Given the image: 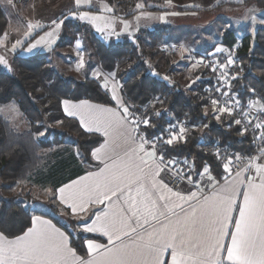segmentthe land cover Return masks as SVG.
<instances>
[{
	"label": "snow or ice",
	"instance_id": "obj_1",
	"mask_svg": "<svg viewBox=\"0 0 264 264\" xmlns=\"http://www.w3.org/2000/svg\"><path fill=\"white\" fill-rule=\"evenodd\" d=\"M81 3L91 4L92 0H75L76 5ZM143 6L137 4L138 9ZM104 10L112 11L107 5ZM71 15L76 16L77 13ZM79 17L90 19L98 27V22L106 19L88 12L79 13ZM251 19L256 22L255 16ZM51 23L59 29L63 21L58 23L53 20ZM124 23L127 28L128 22ZM34 27H40L39 23H29V32L25 35H30ZM99 30L103 32L104 28ZM54 31L47 33V37L52 38ZM43 42L45 37L41 36L30 44L29 50ZM47 42L51 44L53 41L48 39ZM21 43L17 40L13 50ZM222 50L225 49H217ZM0 63H7L3 56H0ZM227 63H234L231 56ZM220 67L226 65L221 64ZM104 86L107 87V82ZM63 103L68 116H79L88 132L102 133L105 139L100 147L92 151L103 167L60 187L57 190L60 201L74 214L77 211L86 212L94 203L111 202L113 197L122 200L125 207L117 204L115 212L96 214L91 224L84 225L85 231L101 232L108 238L107 245L91 240L86 242L88 259L76 255L75 249L69 246L68 235L55 228L51 221L33 217V226L21 235L9 238L0 233V264H264V162H256L264 159V147L259 149L258 157H249L246 167L235 172L236 178L231 183L225 179L221 188L223 195L213 192L201 198L195 191L182 195L171 188L164 194L157 188L155 177L164 170L161 164L167 167L176 161L165 162L163 153L158 154L155 142L140 132L141 124L151 126L147 118L135 117L122 100H117L119 109L85 101L72 104L70 110V101ZM239 103L235 101L236 105ZM257 103L249 101L250 105ZM215 110L229 115L233 112L227 106ZM260 110L264 111V104H260ZM234 123L241 124V120H234ZM260 129H264V124L257 123L254 132ZM184 131L181 127L180 132ZM246 131L247 128L242 129V134ZM37 135L43 136L44 133ZM177 138V134L172 132L171 138L164 143L171 145ZM260 139L264 141V131ZM227 159L224 168L231 171V158ZM249 168L255 169V176H249L246 181L240 179L242 172H247ZM203 171L207 174L209 168L205 166ZM177 178H181L179 171ZM212 179L209 178V183ZM189 182L192 181L189 179ZM241 185H245L242 193ZM164 187L167 188V185ZM240 196L242 203L237 207L236 201ZM233 212H238V218L233 219ZM152 222L161 223L160 229L152 227ZM145 226L152 227V230L147 231ZM229 226L234 230L229 232Z\"/></svg>",
	"mask_w": 264,
	"mask_h": 264
},
{
	"label": "trees",
	"instance_id": "obj_2",
	"mask_svg": "<svg viewBox=\"0 0 264 264\" xmlns=\"http://www.w3.org/2000/svg\"><path fill=\"white\" fill-rule=\"evenodd\" d=\"M116 1L124 16L136 12V8L133 9L137 5L136 0ZM255 2L258 7L264 8V0ZM8 25V16L0 5V35ZM65 26L78 33L87 27L73 19L66 20ZM152 35L156 45L162 34L154 32ZM90 37L95 45L98 64L104 71L111 73L121 62L129 63L130 72L121 83V91L125 105L135 117L140 116L141 108L159 99L154 108L140 117L147 118L151 125L140 127L147 138L166 134V128L175 121L186 120L193 126L185 138L171 145L164 141L157 144L158 151L164 157L186 156L194 162L195 178L208 166L213 175L220 179L224 174L223 164L210 145L199 142L201 138L211 143L218 141L229 150L246 154L254 152L251 136L242 134L241 128L233 124L231 117L220 115V119L215 120L206 112V107L214 101L207 90V86L213 82L211 77L215 76L211 67L203 66L197 78H192L191 84L184 87L179 82L165 79L151 65L148 59H153L156 52H144L130 40L107 43L96 30ZM222 43L233 52L237 65L232 92L239 95L242 103L254 95L264 102V25L259 26L254 35H245L240 42L234 30H227ZM14 62L16 72L0 71V183L4 187L34 183L57 188L86 170L78 165L77 158L72 154L65 156L64 153H57L51 157L48 153L65 144L67 139H72L81 151L83 161L94 165L92 150L104 140L100 134L87 132L76 118L65 114L62 101L86 99L112 106L115 103L99 79L87 77L78 80L63 76L45 56L17 55ZM8 104L18 107L28 125L27 130L15 128L11 120L3 115L1 108ZM41 132H44L43 137L37 135ZM24 200H32V196L0 195V232L10 238L21 235L32 224L34 211L25 206ZM50 207L55 213L60 209L56 204ZM54 221L67 230L76 251L86 256L85 240L95 236L79 232L77 222L70 217L66 222Z\"/></svg>",
	"mask_w": 264,
	"mask_h": 264
},
{
	"label": "rangeland",
	"instance_id": "obj_3",
	"mask_svg": "<svg viewBox=\"0 0 264 264\" xmlns=\"http://www.w3.org/2000/svg\"><path fill=\"white\" fill-rule=\"evenodd\" d=\"M37 1L38 0H11V2H9V0H0V5H4V8L10 13L11 19L15 22L16 19H20L19 22L25 25L23 29L24 32H29V23H39L40 25V27L32 28L30 35H25L23 46L19 49L17 55L22 57H47L46 53L55 46L47 42L48 37L46 34L56 30L57 33H60L57 34V36L60 37L57 40L59 46L54 49L53 53L49 54V57L51 58L49 60L50 64L63 76L72 77L78 80H84L85 78L90 77L91 72L94 70L96 71L94 73L100 77L97 78L103 82L104 85L105 82H113L121 86L122 81H124L129 75V63L126 61L121 62L117 69L111 73L104 71L98 64L95 45L91 42L90 35L94 30H96L107 43H118L120 40L126 39L133 41L144 52L149 50L153 53L156 52L157 55L155 54L153 59H148L151 65L157 69L165 79L171 82H179L184 87H187L191 84L190 80L192 78H197L199 71L207 66L208 63L213 62L218 65L224 64L227 66L229 56H231L232 60L234 59L233 52L226 49L222 43V37L227 31V28L228 30H235L240 42L245 35L250 33L249 31H251L250 29H253L254 25H264V23L261 22L264 21V8L256 6L255 0L252 1L253 4H255L252 8L230 4L225 7L224 5L218 6L216 10L211 7H203L202 9H197V12L194 13L183 12V14L178 15L173 13V10L175 9L168 6H165L167 7L166 9H169L167 12L160 10L155 13L154 10L147 9L150 7L149 5L152 0H136L137 4L144 5V3H146V6L144 5L143 8L138 9L136 5L133 9L136 8L137 11L130 16H124V13L118 8L116 0H92L91 4L81 3L80 5H76L75 0H42L40 1V6L35 3ZM187 1L189 0H185L184 2L187 3ZM191 3H195L196 6L202 7L200 0H193ZM163 4V2H159L158 5L163 8ZM3 5L1 6L3 7ZM105 5L112 9L109 14H106V11L104 10ZM73 12L77 13V15L72 16L71 13ZM82 12H88L93 15L99 14L106 19L104 21H99L98 27L97 23H93L90 19H80L79 13ZM141 13H143V15ZM225 13L235 14V19L245 18V21L242 23L238 20H232L229 17H225ZM252 16H255L256 18L255 23H253L251 19ZM54 19H56L58 23V19L63 21L59 29H55V26L51 23ZM68 19L78 21L80 24H86L87 27L83 32L78 33L76 30L65 26V21ZM41 20L45 22L46 27ZM125 21L128 22L127 28H125ZM107 24H111L112 26H106ZM43 26L45 28H43ZM100 27L104 28L103 32L99 30ZM39 28L42 29V31H40ZM23 30L18 34V37L22 36ZM16 31L17 29L13 30L14 37L17 36L15 34L17 33ZM154 32H161L162 34L156 45L153 43L152 34ZM35 33H38L36 35V37L38 36L37 39L30 41V39H32L31 35L33 36ZM10 36H12V34ZM39 36L45 37V42L40 43L36 48L29 50L30 44L35 43V41L39 39ZM218 48L225 50H222V53H217L221 54L219 56L217 54L211 55L214 54ZM15 52L4 56L7 63H0V71L9 73L17 71L14 62ZM81 60L83 61L82 65ZM113 73L114 75H112ZM157 103H159V99H155L148 106L141 108V113L138 114L140 116L137 118L143 117L142 114L149 109L154 108ZM215 109H217L216 104L212 102L211 105L206 107V112H209L215 120H219L220 116ZM1 110L3 115L11 120L15 128L19 130L28 129V125L24 121L23 115L16 105L8 104L2 106ZM217 117H219V119H217ZM141 126L145 125L141 124ZM165 131L167 132V130ZM176 134L178 138L174 142L185 138L187 135L186 133L183 135L179 133ZM161 135H163V139L166 140L171 138V135L167 138H165L166 134ZM57 153H64L65 156L73 154L80 159L81 157L83 158L81 151L78 146L73 143L72 139H67L65 144L56 147L54 151L49 152L48 155L52 157V155ZM171 158V160H173V157ZM175 161L177 162V160ZM203 170L204 168L201 170L200 176H197L196 178L194 177L196 181L203 183L204 179L213 175L210 168L207 174H204ZM193 182L194 180L192 179L191 183ZM191 183L188 182L186 184ZM46 188L47 187L45 186L34 183L30 185H27V183H19L15 186L8 187H4L0 183V195H9L15 192L22 195L24 193L30 194L32 200H24V202L26 201V204L29 205L30 209L41 211L49 209V211L53 212L46 205L55 204L51 199L53 193ZM61 211L62 209H58V212L53 213L59 214ZM62 213L68 216L66 212L64 213L62 211Z\"/></svg>",
	"mask_w": 264,
	"mask_h": 264
},
{
	"label": "crops",
	"instance_id": "obj_4",
	"mask_svg": "<svg viewBox=\"0 0 264 264\" xmlns=\"http://www.w3.org/2000/svg\"><path fill=\"white\" fill-rule=\"evenodd\" d=\"M40 1H42V0H38L35 3L38 4V6H40V3H41ZM184 1L185 0H171V2L169 3L168 0H152L150 2V5H149L150 7H148L147 9L154 10L155 13L157 11H160V10L164 11V12H167L169 9H166L167 7H165V6H168V7H172L173 9H175V10L172 9L173 13L178 15V14H183V12H185V13H190V12L194 13V12H197V9H202L203 7H205V8L211 7V8L216 10V8L218 6H221V5H224V7H225V6H229L230 4H234V5H240L241 7H250V8H252L255 5L252 2L254 0H222V1H220V0H200V4H201L202 7H198L197 8L196 6L194 7L195 3H191V1H193V0H189V1H187V3H185ZM159 2H163L164 3L163 4L164 5L163 8H161L160 5H158ZM145 4L146 3H144V5ZM1 5H3V4H1ZM3 8H4V5H3ZM187 10H189V11H187ZM5 12L7 13V16H8L9 25H8L7 30L2 35H0V41H2V43H0V56L4 57L5 55H7L9 53H14L15 51L16 52H15L14 55L17 56V53H18L19 49L22 48V46H23V42H24V38H25V34L24 33H26L27 31L24 32L23 29H24L25 25L23 23H22L23 24L22 25L19 22L20 19L17 20L15 18L16 19V22H15V21H13L11 19L10 13L6 9H5ZM109 13L110 12L106 11V14H109ZM224 16L225 17H229L232 20L241 21L242 23L245 21V18L235 19L236 15L232 14V13H225ZM54 20L56 21V19H54ZM58 20H59V22L62 21L61 19H58ZM41 22H43V24L45 26V22L43 20H41ZM15 23H16V25H15ZM44 26H43V28L46 27V26L45 27ZM259 26H261V25H257V24L254 25L253 29H250L251 31H249L250 32L249 34L254 35L255 32H256V29ZM15 29H17V31H16L17 33H15L17 36L14 37L13 36L14 35L13 34L14 33L13 30H15ZM22 30H23L22 36L18 37L19 36L18 34H20ZM226 30H228V28ZM40 31H42V29H40ZM234 32H235V30H234ZM5 33L7 34L6 36H5ZM11 34H12L13 37L10 36ZM37 34L35 33V35H33V36L31 35L32 39H30V41L33 40V39H37V37H38V36L36 37ZM44 34H45V32H44ZM57 34H60V33H57V31L55 30L54 31V36L52 38H47V41H48V39H52L53 42L51 44H53V46H55V47H52V49L49 52L46 53L49 60L51 59L49 57L50 56L49 54L53 53L54 49H56L59 46V42H57V40L60 37L57 36ZM99 36L102 38V36L100 34H99ZM8 37H9V39H8ZM10 37H11V39H10ZM39 38H40V36H39ZM17 40L22 41V43L16 46V50L15 51H12L13 50V45L16 43ZM123 40H126V39H123ZM26 43H28V42H26ZM11 59H12V57H11ZM11 59H10V61H11ZM94 72H96V71L93 70L91 72L90 77L98 79L97 77H99V76H97V74H95ZM107 85L108 86L106 88L109 90L110 95H111V97H112V99H113V101L115 103L113 106L112 105H105V104L93 102V101L86 100V99H81V100L64 99L63 101H65V100L70 101V105H69V109L70 110H71V105L72 104H77L78 105L81 102H85V101L88 104L102 105L104 107L113 108V109H119V105L117 103V100H122L124 105H125V100H124V97H123V94H122V91H121V86L116 84V83H113V82H111V83L107 82ZM113 91H115V98L113 97ZM63 101H62V108H63V111L65 112V105H64ZM65 114H67V113L65 112ZM70 117L76 118L79 121V123L81 124L79 116H70ZM81 126H82V128L84 130H86V128L82 124H81ZM91 133H97V132H91ZM97 134H100L105 139V137L102 135V133H97ZM142 134H144V133H142ZM103 142H104V140L98 146H96L94 149L100 147L103 144ZM157 152H158V150H157ZM158 154H159V152H158ZM121 155H122V153H121ZM74 157L77 158L78 165H81V167H83L86 171L84 173L79 174V175L75 176L74 178H71L68 181L62 183L57 188H54L52 186H46L47 187L46 189L51 190L52 193H53L51 199L55 202L56 205H58L60 207V209H62V211L64 213L66 212V214H68V216L64 215L62 213V211L59 214H55V213L49 211V209L48 210L45 209L44 211L34 209L33 210L34 211L33 212V217H41L43 220L51 221V224L53 226H55V228L59 229L61 232H64L66 235H68V237H69V246L72 247L73 249H75V248L71 244V238H70L69 233L67 232V230H65L63 227H61L59 224H57L54 221V219L59 220L60 222H65L67 220V218L70 216L74 221L77 222V226L79 228V232H83L86 235L95 236V237H92V238H87L85 240V248H86V250H87L86 242L89 241V240L93 241L94 243L107 245L108 244L107 236H105L101 232H92V233L87 232V231L84 230V225L85 224H91L92 221L95 219V215L96 214L103 215V213L105 211L115 212L117 210V204H119L120 207H125V205L123 204L122 200L118 201L117 197H113L111 202L105 201L103 204L94 203V204H92V205H90L88 207L86 212L81 213V212L77 211L74 214L71 211V209L66 204L62 203L60 201V199H59V193L57 191L60 187H62L64 185H67V184H70L71 181L79 180L80 177L86 176L88 172H96V171L99 170V168L103 167V163H101L100 161L96 160V158L93 155H92V159H93V162H95L94 165L87 164L86 162L83 161L82 157H81V159L78 158L76 155H74ZM157 162H159V161H157ZM256 162H264V159H259ZM108 163L111 164V161L109 160ZM160 167H161V169H164V165L163 164H161ZM153 171H155V168H153ZM249 176H255V169L254 168H249V170L247 172H242L240 179L246 181ZM209 178H214V179L211 180V183H209ZM235 178H236L235 177V173L230 175V176H227V177H223L222 176L220 179L216 178L213 175H211V176H208L207 179H204L203 183L200 182V181H196V179H194L193 183L185 184L180 189L175 190V189H173V188H171L169 186V184L167 183L166 179L164 178V170L160 172L159 176L155 177V179L157 181V188L161 192H163L164 194H167V189L171 188L173 191L180 192L182 195H187L189 193V191H195V192H197V196L201 197V198H202V196L210 195L213 192H220L221 195H223V193L221 192V188L225 185V179H227L228 182L231 183ZM151 179H152V177L150 175L149 178H148L149 185L151 183ZM160 181H162L163 183L161 184ZM23 184H25V183H23ZM27 185H30V183H27ZM164 185H167V188H165ZM244 190H245V185H241L240 186L241 193ZM15 194H20V193H18V192L11 193V195H15ZM24 194H26V193H24ZM181 203H183V202H181ZM236 203H237V207L242 203V196L237 198ZM24 204H25V206L29 207V205L26 204V201L24 202ZM46 205L51 210V207H50L51 205H49V204H46ZM185 207H187V205H185ZM232 216H233V219L238 218V212H233ZM32 226L33 225L31 224L30 227H32ZM145 227H146L147 231H151L152 227H155L156 229H160L161 223L152 222V227H150V226H145ZM233 230L234 229L231 226H229L228 231L231 232ZM0 233H2V232H0ZM116 243L118 244L119 242L116 241ZM108 246L111 247L112 245H108ZM75 252H76V255H78L80 257H83L84 259H88L89 258L88 250H87V255L86 256H81L76 251V249H75Z\"/></svg>",
	"mask_w": 264,
	"mask_h": 264
},
{
	"label": "built area",
	"instance_id": "obj_5",
	"mask_svg": "<svg viewBox=\"0 0 264 264\" xmlns=\"http://www.w3.org/2000/svg\"><path fill=\"white\" fill-rule=\"evenodd\" d=\"M215 54L222 53V51H215ZM234 63L227 64L226 67L221 68L220 65L217 63L210 62L207 65L211 67L212 71L215 72V76L211 77L213 78V82L211 85L207 86V90L210 92L211 96H213V100L217 101L216 107L217 109L223 108V107H231L233 109V112L231 115L217 111L218 115H227L232 118V122L234 123V120H241V124H236L242 129L247 128V131L244 132V134H249L252 138L253 142V148L254 152L252 154H246L239 151L229 150L225 146L221 145L218 141H215L211 143L209 140L201 138L200 143L209 146L212 148L213 153L216 155L219 161L223 164V170L224 174L223 177L230 176L234 174L236 171L246 167L247 159L249 157H257L259 155V149L261 147H264V141L260 139L261 132L264 131V129L256 130L255 125L257 123L264 124V111L260 110V104H264L260 100V98L257 95H254L248 99L246 103H242V101L239 98V95L235 92H232V82L233 79L236 77V62L233 59ZM208 77V79H210ZM227 93V95H225ZM239 101V105L235 104V101ZM249 101H258L259 103L250 105ZM227 102V103H226ZM183 127L185 131L183 133L180 132V128ZM186 120L183 121H175L172 124H170L166 129V137L172 134V132H176L179 134L188 133V131L192 128ZM140 132L143 133V131L140 129ZM157 137H160V139H156ZM149 139V138H148ZM149 140H153L155 142V147L158 150L157 144L159 142L166 141V139H163V135H159L156 137H153ZM159 152V151H158ZM162 153V152H159ZM173 160H177L175 164L168 165L167 167L164 165V178L166 179L169 186L175 190L180 189L183 185L189 182V179L192 181L195 177V165L193 160L186 156H172ZM239 157V158H238ZM231 158V163L229 164V169L231 171H226L224 168V164L228 163V159ZM165 162L171 160L172 158H166L164 157ZM182 170V171H180ZM177 171H179L180 177L177 178Z\"/></svg>",
	"mask_w": 264,
	"mask_h": 264
}]
</instances>
